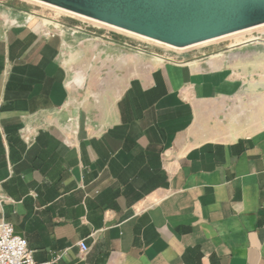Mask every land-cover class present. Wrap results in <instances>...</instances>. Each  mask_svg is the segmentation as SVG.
<instances>
[{
  "label": "crops",
  "instance_id": "1",
  "mask_svg": "<svg viewBox=\"0 0 264 264\" xmlns=\"http://www.w3.org/2000/svg\"><path fill=\"white\" fill-rule=\"evenodd\" d=\"M167 57L94 97L0 19V220L35 261L264 264V32Z\"/></svg>",
  "mask_w": 264,
  "mask_h": 264
},
{
  "label": "rangeland",
  "instance_id": "2",
  "mask_svg": "<svg viewBox=\"0 0 264 264\" xmlns=\"http://www.w3.org/2000/svg\"><path fill=\"white\" fill-rule=\"evenodd\" d=\"M5 6L19 9L21 16L10 14ZM1 18L7 19L8 24L31 25L45 37L58 38L63 65L68 71H78L84 89L86 84L96 88L94 97L103 88L106 92L110 91L109 88L116 82L113 81L114 72L119 75L120 67L123 74L129 72L140 58L171 59L167 55L198 53L221 43H229L244 34L262 38L264 32L263 25L206 43L172 48L33 0H0Z\"/></svg>",
  "mask_w": 264,
  "mask_h": 264
},
{
  "label": "water",
  "instance_id": "3",
  "mask_svg": "<svg viewBox=\"0 0 264 264\" xmlns=\"http://www.w3.org/2000/svg\"><path fill=\"white\" fill-rule=\"evenodd\" d=\"M183 48L264 24V0H41Z\"/></svg>",
  "mask_w": 264,
  "mask_h": 264
},
{
  "label": "built area",
  "instance_id": "4",
  "mask_svg": "<svg viewBox=\"0 0 264 264\" xmlns=\"http://www.w3.org/2000/svg\"><path fill=\"white\" fill-rule=\"evenodd\" d=\"M80 251L86 252L85 242L78 243ZM0 264H50L49 261L37 262L28 248L27 240L15 233L11 223L0 220Z\"/></svg>",
  "mask_w": 264,
  "mask_h": 264
},
{
  "label": "bare ground",
  "instance_id": "5",
  "mask_svg": "<svg viewBox=\"0 0 264 264\" xmlns=\"http://www.w3.org/2000/svg\"><path fill=\"white\" fill-rule=\"evenodd\" d=\"M33 1H36V2H39V3H41V4L48 5V6H51V7H54V8H57V9H60V10H63V11H66V12H69V13H72V14H75V15H77V16H81V17L87 18V19H89V20H93V21L100 22V23L105 24V25H107V26H110V27H113V28H117V29H120V30H123V31L129 32V33H131V34H133V35L140 36V37H142V38H146V39H149V40H153V41H155V42H158V43H161V44H164V45L170 46V47H172V48H177V47H174V46H171V45H168V44H165V43L159 42V41H157V40L150 39V38H148V37H145V36H142V35H139V34H136V33L130 32V31H127V30H124V29H122V28H119V27L113 26V25H111V24H108V23H105V22H102V21H99V20H96V19H93V18H90V17L84 16V15H81V14H78V13H75V12H72V11H69V10H66V9H63V8H60V7H58V6H55V5H52V4H49V3H46V2L41 1V0H33ZM262 25H264V24L256 25V26H253V27H250V28L244 29V30H248V29L256 28L257 26H262ZM241 31H243V30H241ZM241 31H236V32H241ZM236 32H233V33H236ZM233 33H230V34H233ZM227 35H229V34H227ZM224 36H226V35H224ZM221 37H223V36L216 37V38L209 39V40H205V41H202V42H199V43H206V42H209V41H211V40H214V39H217V38H221ZM199 43H195V44H199Z\"/></svg>",
  "mask_w": 264,
  "mask_h": 264
}]
</instances>
